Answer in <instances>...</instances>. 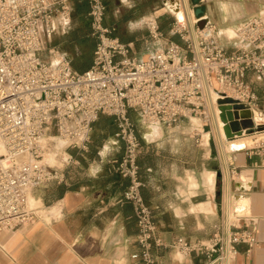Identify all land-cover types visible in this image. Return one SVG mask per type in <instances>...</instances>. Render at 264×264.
Instances as JSON below:
<instances>
[{"label":"built area","instance_id":"1","mask_svg":"<svg viewBox=\"0 0 264 264\" xmlns=\"http://www.w3.org/2000/svg\"><path fill=\"white\" fill-rule=\"evenodd\" d=\"M75 1L0 0V229L39 217L28 205V195L64 181L63 169L71 162L68 150L85 151L94 122L104 114L113 118L114 136L122 143L121 156L109 163L128 179L120 201L133 205L140 250L132 257L141 264H165L152 250L163 246L181 255L200 252L213 264L219 259L227 264L235 242L254 244L248 231L224 238L216 231L207 241L177 237L169 246L156 237L150 208L140 193V140L130 112L137 110L145 126L204 117L206 90L214 91L215 98L222 94L249 108L256 106L257 95L244 77L254 72L264 80V15L251 16L239 26V44L231 51L218 44L209 20L199 29L197 18L191 26L174 18L171 31L183 44L169 41L137 58L131 55L132 43L121 42L114 28L104 24V0H85L95 46L90 66L79 73L57 46L44 45L56 21L70 26ZM147 24L150 37L158 38L154 20ZM52 150H63L61 166L44 160L48 153L57 155Z\"/></svg>","mask_w":264,"mask_h":264},{"label":"crops","instance_id":"2","mask_svg":"<svg viewBox=\"0 0 264 264\" xmlns=\"http://www.w3.org/2000/svg\"><path fill=\"white\" fill-rule=\"evenodd\" d=\"M189 1L215 25V38L226 51L239 44L237 29L247 18L264 15V0ZM104 2V24L114 28L121 42L132 43L131 55L142 58L169 41L183 44L171 31L174 15L167 0ZM152 20L160 33L155 39L147 24ZM55 24L54 34L61 36L53 45L66 52L72 68L74 53L63 46L77 23L72 19L68 28ZM94 46L90 33V48L73 50L77 56L86 51L91 64ZM244 80L257 95L252 108L264 116V80L254 72H247ZM106 116L110 124L100 125L98 117L85 151L68 150L71 162L63 169L64 181L45 186L44 215L0 229V264H141L132 257L140 250L133 205L120 201L128 179L109 163L121 156L122 143L114 136L113 118ZM196 117L204 121L196 127L189 118H181L159 125L157 138L147 137L153 129L145 125L146 131L138 134L140 193L150 208L155 235L169 246L177 237L207 241L216 231L223 238L248 231L254 244L235 242V254L227 264H264V138L244 149L222 150L209 123L212 117L205 109L204 117ZM207 173L213 174L211 181ZM59 185L61 194L47 193ZM152 250L165 264H213L200 252L181 255L163 246Z\"/></svg>","mask_w":264,"mask_h":264},{"label":"bare ground","instance_id":"3","mask_svg":"<svg viewBox=\"0 0 264 264\" xmlns=\"http://www.w3.org/2000/svg\"><path fill=\"white\" fill-rule=\"evenodd\" d=\"M167 8L174 14V18L177 20V22L179 24L180 23L181 24L186 23L189 26H191V24L193 25L192 20L190 23L187 22V19H189L190 10H189L188 3L186 0H183V3H180L179 0H167ZM193 16H194V10H193ZM194 18H196V17L194 16ZM193 20H195V19H193ZM62 53H63V55L68 57L67 54H65L64 52H62ZM52 60H54V57ZM207 95H209V102H211V104L214 105L215 104L214 99H215V95H216L215 92L212 90H206L205 97ZM215 107H216V105L213 106V108H214L213 111H214L215 118H217V107H216V109H215ZM233 116L237 121H239L241 123V125L243 127V134L238 135L232 139L226 138L225 133L222 129L223 122L219 118H218L219 121L215 122V129H214V132L216 133L215 137H216L217 141L219 142L218 144L222 150L225 148V143H226L228 150H240V149H244L245 147H247L249 145H253L254 143L257 142V140L264 137V130L255 131L253 133H246L245 132L246 128H245V126H243V124L245 122H248V120H251V119L258 120L259 119V114L257 113L256 110H253L252 108L234 110ZM208 117H209V115H208ZM189 119H190V124L192 127L199 126V122L196 118H194V116H190ZM251 122H252V120H251ZM255 125H257V124H255ZM148 127H150V129L152 128L153 131L147 137L157 138L158 136H160L161 131H160L159 124H149ZM54 158H55L54 154L48 153L45 155L44 160L47 161L50 165H54V160H55ZM212 177H213L212 173H207L208 180L211 181ZM37 200L38 199H35L34 197L31 196V193L27 197V202H28L29 206L33 205V203L39 201V200L38 201Z\"/></svg>","mask_w":264,"mask_h":264},{"label":"trees","instance_id":"4","mask_svg":"<svg viewBox=\"0 0 264 264\" xmlns=\"http://www.w3.org/2000/svg\"><path fill=\"white\" fill-rule=\"evenodd\" d=\"M87 11L88 5L85 1H75L73 3L72 19L73 22L77 23V27L70 33L67 42L63 46V48L68 49L74 53V58L72 60V69L79 73L83 72L90 66V64H88V53L86 51H82L77 56L75 55V51L73 50V46L90 48V28L89 21L86 16ZM56 43V41L53 42V44ZM98 123L104 126L110 124V121L108 120V117L106 115H100ZM49 193L51 196H55L56 193L61 194L62 186L59 185L58 188Z\"/></svg>","mask_w":264,"mask_h":264},{"label":"rangeland","instance_id":"5","mask_svg":"<svg viewBox=\"0 0 264 264\" xmlns=\"http://www.w3.org/2000/svg\"><path fill=\"white\" fill-rule=\"evenodd\" d=\"M180 1V3H183V0H179ZM187 1V3H188V1L189 0H186ZM192 5L193 4H191L190 3V1H189V3H188V7H189V10H190V14H189V19H187V22L188 23H190L191 22V20H192V22H193V19H195L194 18V16H193V11H192ZM182 9V8H181ZM161 12V11H160ZM170 13H172L171 11H170ZM172 15H174L173 13H172ZM186 24V23H185ZM192 25V24H191ZM227 34H230V33H227ZM61 36V33L60 32H56L52 37H51V39L49 40V41H45V43H44V45L45 46H48L49 44L50 45H53V42L54 41H56V40H58V38ZM175 36H177V35H175ZM231 36V35H230ZM177 38L179 39V41H180V38L177 36ZM220 41H221V39H220ZM182 45V44H181ZM66 54V53H65ZM44 59H47V57H44ZM206 103H205V111H206V113L210 116V117H212V119L211 120H209V123H211V125H212V127H213V132H214V129H215V122L216 121H219L218 120V117L217 118H215V115H214V111H213V106H215V104L214 105H212L211 104V102H209V95H207L206 96ZM215 109H216V107H215ZM253 110H256V109H254V108H252ZM257 111V113L259 114V119L258 120H253V119H251L252 120V122L254 123V124H259L260 122H262L263 120H264V116L262 115V112H260V111H258V110H256ZM130 117H131V119L134 121V123H135V125H136V128H137V130H138V134H142V133H144L145 131H146V128H145V124H142L141 122H140V119H139V113H138V111L137 110H134V111H132V112H130ZM194 118H196L197 120H198V122L201 124L202 122H204V121H201V120H199L196 116H194ZM251 120H248V121H251ZM260 121V122H259ZM189 122H190V119H189ZM259 122V123H258ZM264 122V121H263ZM149 132V131H148ZM147 132V133H148ZM214 135H216V133L214 132ZM260 137V136H259ZM263 137V136H262ZM255 138V137H254ZM253 138V139H254ZM264 138V137H263ZM260 139H262V138H260ZM225 143V142H224ZM255 144V143H254ZM249 146H251V145H249ZM249 146H247V147H249ZM50 147V146H49ZM56 148H59V147H56ZM221 148V147H220ZM223 150H228V148H227V146H226V143H225V148L223 149ZM54 153H55V151L56 150H52ZM57 152V155L55 156V160H54V165H56V166H61V164L63 163L62 161H61V159L62 158H64L65 157V154H63V150H57L56 151ZM50 184V183H49ZM49 184H47V186L46 187H50L51 185H49ZM45 186H41V187H38V188H36V189H34L33 190V192L31 193V196L32 197H34L35 199H38L37 201L38 202H35V203H33V205H30V207H32V208H36V214L38 215V216H43L44 215V202H43V200L41 199L42 198V195H44L45 193H46V190H45V188H46ZM47 193L50 195V193H49V191H47ZM49 195H47V197L49 198ZM44 197V196H43ZM230 217H231V215H230ZM214 264H226V262L224 261V260H221V259H219L218 261H216V262H214Z\"/></svg>","mask_w":264,"mask_h":264},{"label":"water","instance_id":"6","mask_svg":"<svg viewBox=\"0 0 264 264\" xmlns=\"http://www.w3.org/2000/svg\"><path fill=\"white\" fill-rule=\"evenodd\" d=\"M194 16L197 18L196 26L199 29L204 28L209 19L203 16L201 8L197 7L194 9ZM215 105L217 107V117L223 122L222 129L226 138L232 139L243 134V127L241 123L234 118L233 111L249 109V107L222 94H219L215 98ZM243 126L246 128V133L264 130V122L255 125L253 122L248 121L245 122Z\"/></svg>","mask_w":264,"mask_h":264}]
</instances>
